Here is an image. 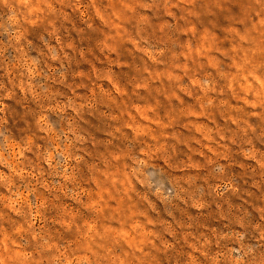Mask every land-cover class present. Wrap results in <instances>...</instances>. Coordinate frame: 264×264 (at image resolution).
<instances>
[{"label": "rangeland", "instance_id": "374dc122", "mask_svg": "<svg viewBox=\"0 0 264 264\" xmlns=\"http://www.w3.org/2000/svg\"><path fill=\"white\" fill-rule=\"evenodd\" d=\"M0 264H264V0H0Z\"/></svg>", "mask_w": 264, "mask_h": 264}]
</instances>
